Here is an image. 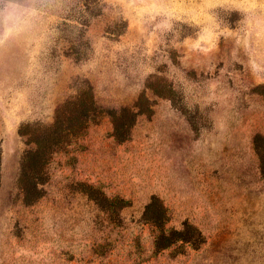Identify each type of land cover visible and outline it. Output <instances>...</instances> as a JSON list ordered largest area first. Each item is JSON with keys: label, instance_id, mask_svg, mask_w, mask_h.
<instances>
[{"label": "rangeland", "instance_id": "1", "mask_svg": "<svg viewBox=\"0 0 264 264\" xmlns=\"http://www.w3.org/2000/svg\"><path fill=\"white\" fill-rule=\"evenodd\" d=\"M10 2L28 11L7 35L0 24V264H264V0H0V10ZM88 83L105 109L145 94L152 113L126 141L108 116L91 125L52 157L28 204L21 130L53 124ZM102 197L125 201L119 218ZM153 197L168 227L203 232L200 249L155 251Z\"/></svg>", "mask_w": 264, "mask_h": 264}, {"label": "trees", "instance_id": "2", "mask_svg": "<svg viewBox=\"0 0 264 264\" xmlns=\"http://www.w3.org/2000/svg\"><path fill=\"white\" fill-rule=\"evenodd\" d=\"M77 59L80 60V57ZM256 91L264 94V84L257 86ZM172 92L169 89L167 92L161 91L159 95L171 96ZM152 110V104L145 94H142L133 106L105 109L98 104L93 86L88 83L76 96L67 99L59 106L53 124L23 126L21 133L28 137L30 148L22 159L18 180L24 191L26 202L33 204L43 196L41 188L47 182L46 169L52 157L57 152L67 149L91 125L99 123L103 117L108 116L113 124L115 138L118 141H126L139 117L152 113ZM97 203L107 211L113 210L112 212L116 213L118 218L119 210L126 207L125 201L111 200L106 197H102V201ZM144 217L148 223L158 229V235L154 241L157 253L172 251L177 256H182L189 250L200 249L206 242L203 232L192 223L185 222L181 229L168 227V213L158 197H153L147 205Z\"/></svg>", "mask_w": 264, "mask_h": 264}, {"label": "clouds", "instance_id": "3", "mask_svg": "<svg viewBox=\"0 0 264 264\" xmlns=\"http://www.w3.org/2000/svg\"><path fill=\"white\" fill-rule=\"evenodd\" d=\"M28 10L24 9L15 2H10L7 6L0 10V24L4 26V34L7 35L11 32L12 27L18 23L22 17Z\"/></svg>", "mask_w": 264, "mask_h": 264}]
</instances>
